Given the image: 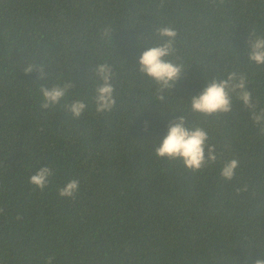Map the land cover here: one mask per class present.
<instances>
[{
  "label": "trees",
  "instance_id": "trees-1",
  "mask_svg": "<svg viewBox=\"0 0 264 264\" xmlns=\"http://www.w3.org/2000/svg\"><path fill=\"white\" fill-rule=\"evenodd\" d=\"M162 27L176 32L166 59L184 70L164 101L138 63L166 42ZM253 33L264 36V0H0V264L264 260V132L252 119L264 110V65L247 58ZM104 63L116 103L98 113L93 70ZM233 72L247 77L254 108L233 94L228 113L191 110ZM64 84L63 99L41 109V86ZM77 100L86 109L74 119ZM181 116L207 132L215 163L191 171L156 155ZM231 159L239 167L225 181ZM42 167L54 172L43 191L29 183ZM72 179L78 192L61 197Z\"/></svg>",
  "mask_w": 264,
  "mask_h": 264
},
{
  "label": "clouds",
  "instance_id": "clouds-1",
  "mask_svg": "<svg viewBox=\"0 0 264 264\" xmlns=\"http://www.w3.org/2000/svg\"><path fill=\"white\" fill-rule=\"evenodd\" d=\"M108 30H105V35ZM157 35L166 42L148 47L139 58V71L150 78L158 85V96L160 101H164L162 94L166 90L172 89L181 79L183 67L166 59L174 52L173 43L176 32L169 27H162L157 30ZM248 60L258 66L264 65V36H258L255 33L249 37L247 41ZM36 71L39 73V79L46 78V73L42 67L37 68L34 65H28L24 68L25 74ZM94 74L102 81L96 88V111L103 113L111 111L115 106L114 86L112 84L113 70L104 63L99 64L93 70ZM71 84L56 86L51 89L41 86L40 92L43 97L41 109H49L57 105L65 96ZM241 101L246 108H254L251 99V93L247 91V77L243 74L238 75L230 73L226 80H212L197 96H193L190 105L191 110L195 113L211 116L217 113H228L232 108V95ZM86 109L85 103L82 101H74L67 106V110L74 119H78ZM254 123L260 126L261 132H264V110L259 113L253 112L252 117ZM208 134L200 127L189 129L186 127L184 117L173 120L169 123L166 136L155 153L160 158H168L172 160H181L184 166L191 170L197 171L202 169L206 163H215L217 157L215 155L214 146H208ZM207 148V154L205 149ZM207 155V159H206ZM239 167V161L231 159L227 161L221 169V177L225 181H230L235 176L236 169ZM54 175L51 167H42L34 175L29 177V183L43 191L48 187L49 178ZM79 180L72 179L65 186L59 189V195L64 198H73L79 189ZM256 264H264V260H257Z\"/></svg>",
  "mask_w": 264,
  "mask_h": 264
}]
</instances>
